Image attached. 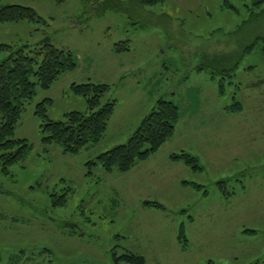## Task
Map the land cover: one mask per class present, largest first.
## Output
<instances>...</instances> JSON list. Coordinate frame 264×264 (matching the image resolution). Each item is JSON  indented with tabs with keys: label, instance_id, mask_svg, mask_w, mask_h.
<instances>
[{
	"label": "rangeland",
	"instance_id": "374dc122",
	"mask_svg": "<svg viewBox=\"0 0 264 264\" xmlns=\"http://www.w3.org/2000/svg\"><path fill=\"white\" fill-rule=\"evenodd\" d=\"M229 2L238 12L224 0H166L99 16L83 0H0L39 17L0 26V45L29 53L51 43L77 64L49 90L37 86L16 127L31 151L9 174L0 169V264H115L114 253L125 252L146 264H264V5ZM126 43L130 51L118 52ZM90 83L110 86L104 102L117 101L105 137L78 155L44 144L36 106L51 100L54 122L86 113L71 87ZM160 99L180 108L173 138L128 173L89 170L126 144ZM236 103L243 111L232 113ZM176 134L181 145L170 146ZM182 151L202 169L174 163Z\"/></svg>",
	"mask_w": 264,
	"mask_h": 264
},
{
	"label": "trees",
	"instance_id": "16d2710c",
	"mask_svg": "<svg viewBox=\"0 0 264 264\" xmlns=\"http://www.w3.org/2000/svg\"><path fill=\"white\" fill-rule=\"evenodd\" d=\"M165 1L83 0L84 4L95 10L99 16L108 11L125 12L127 3L147 7L163 4ZM263 5L264 0L254 2V6L258 8ZM223 7L238 12L229 0H224ZM38 19L33 9L21 6H0V26L25 21L36 22ZM123 45L126 47L118 46V52L130 51L128 43ZM254 49V45L247 48L244 55L252 53ZM0 53L8 54V57L0 62V169L4 174H9V169L24 161L31 151V146L26 140L15 139L14 135L26 104L32 102L37 95V86L42 90H49L62 75L73 72L77 64L71 52L60 50L51 43H45L29 53H26L25 49L15 50L11 46L0 45ZM210 65L217 72H225L226 76H230V71H233L222 69L218 62H216L217 66L213 62ZM200 70L202 71L203 68ZM33 78L37 79V83L32 81ZM71 89L76 96L85 99L88 108L86 113L71 112L65 116V121L54 122L47 115L48 106L52 104V101L45 100L36 106L35 115L43 122L41 130L44 135V144L60 146L67 155H78L105 137L115 113L117 101L104 102L112 90L108 85L74 84ZM219 93L222 96L225 94L223 81L220 83ZM230 110L232 113H238L243 111V108L241 104L236 103ZM179 119L180 108L172 101L160 99L127 143L101 154L95 161L88 164L89 170L101 165L107 173H112L115 169L122 174L130 172L136 165L147 161L159 152L173 138ZM171 160L184 163L194 172L202 169L197 158L186 153L172 155ZM191 185L197 190L203 188L197 184ZM145 205L166 210L158 203L146 202ZM178 241L184 250L188 247L189 241L184 224L180 227ZM114 261L115 264H146L144 257L131 252H125L122 255L114 253Z\"/></svg>",
	"mask_w": 264,
	"mask_h": 264
},
{
	"label": "crops",
	"instance_id": "0c3cea01",
	"mask_svg": "<svg viewBox=\"0 0 264 264\" xmlns=\"http://www.w3.org/2000/svg\"><path fill=\"white\" fill-rule=\"evenodd\" d=\"M219 95H220V93H219ZM221 96V95H220ZM180 118H181V115H180ZM180 120V119H179ZM182 139H183V137L181 136V137H179V135L178 134H176V136L174 137V139L169 143V145L170 146H173V147H179L181 144V141H182ZM183 153H185L184 151H182ZM186 154H188V153H186ZM188 155H190V154H188ZM192 156V155H191ZM193 157H195V156H193ZM195 158H197V157H195ZM197 160H199L198 158H197ZM174 163H176V162H174ZM184 164V163H183ZM184 166H186L185 164H184ZM192 184V183H191ZM190 184V185H191ZM187 185H189V184H187ZM192 186V185H191ZM193 187V186H192ZM194 188V187H193ZM207 194V193H206ZM205 194V195H206ZM152 208V207H151ZM191 220H193V218L191 219ZM185 225V224H184ZM179 242V241H178ZM188 249V248H187Z\"/></svg>",
	"mask_w": 264,
	"mask_h": 264
}]
</instances>
